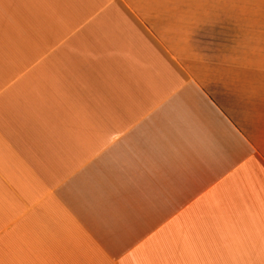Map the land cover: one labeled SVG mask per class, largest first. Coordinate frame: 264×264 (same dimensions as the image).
I'll use <instances>...</instances> for the list:
<instances>
[{
	"label": "crops",
	"instance_id": "0c3cea01",
	"mask_svg": "<svg viewBox=\"0 0 264 264\" xmlns=\"http://www.w3.org/2000/svg\"><path fill=\"white\" fill-rule=\"evenodd\" d=\"M212 4L0 0V264H264L261 30Z\"/></svg>",
	"mask_w": 264,
	"mask_h": 264
},
{
	"label": "rangeland",
	"instance_id": "374dc122",
	"mask_svg": "<svg viewBox=\"0 0 264 264\" xmlns=\"http://www.w3.org/2000/svg\"><path fill=\"white\" fill-rule=\"evenodd\" d=\"M212 3L213 13L230 15L237 10L238 13L244 14L245 27L259 26L261 52H264V0H212ZM261 96H264V86H261ZM261 102V108L264 109V101ZM260 152L264 154V149H261Z\"/></svg>",
	"mask_w": 264,
	"mask_h": 264
}]
</instances>
